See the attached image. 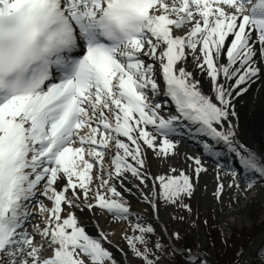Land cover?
Here are the masks:
<instances>
[{"label":"snow or ice","instance_id":"snow-or-ice-1","mask_svg":"<svg viewBox=\"0 0 264 264\" xmlns=\"http://www.w3.org/2000/svg\"><path fill=\"white\" fill-rule=\"evenodd\" d=\"M262 79L264 0H0V264H127L104 246L105 214L134 257L163 264L125 193L156 219L191 212L207 161L217 201L264 187V148L241 141L236 112ZM186 140L198 154H181ZM248 254L264 264V235Z\"/></svg>","mask_w":264,"mask_h":264},{"label":"bare ground","instance_id":"bare-ground-1","mask_svg":"<svg viewBox=\"0 0 264 264\" xmlns=\"http://www.w3.org/2000/svg\"><path fill=\"white\" fill-rule=\"evenodd\" d=\"M196 78L200 79L204 85L205 91L207 88V79L205 76L200 74L198 71L195 73ZM159 99H164L160 97ZM236 112L238 117L239 124V138L242 142L247 143L252 149L259 150L264 148V79L257 81L249 90V93L245 94L243 99L236 102ZM164 114H168L167 110ZM237 117H234V122H237ZM180 152L183 155L184 153L188 154H198L197 148L190 147L188 144H180ZM209 167V172L202 174L199 181V194H202L203 197L198 200L207 206L208 204H213L215 209V215L217 221L219 222L221 229L224 231L229 227L239 226L243 227H253L255 224L259 226L260 235L252 240L255 241L262 235H264V187H261L259 184L253 188L251 191L246 194L241 195L239 192H236L232 189L225 188V195L221 201L213 196V191L216 187L214 169L215 165L211 161L206 162ZM152 171L155 172L157 169L152 168ZM227 183V179L225 180ZM128 186H131L134 181L132 179L128 180ZM205 185L207 186L205 188ZM241 187H245V182L241 181ZM135 195H129L125 193L127 198L132 203L134 209L137 212H140L143 216L148 217L149 221L156 222L157 224L165 226V220L170 216V209L174 206H163L161 205L158 212V219L154 218L156 214H153L152 210L148 208L145 204L139 202V192L133 189ZM233 197H238V199H233ZM50 206V205H49ZM175 208V207H174ZM263 208L260 213V217H257L258 209ZM79 214V213H78ZM162 222V224H161ZM33 223H36L34 220ZM101 228L106 232L112 233L109 236L111 244H105L109 250L116 255L121 257V260L124 259V253H127L126 243L121 237V233L124 231L125 225L123 222L112 223L110 217L105 214V217H102L99 221ZM87 231L97 235V229L93 226L89 220ZM197 235L201 243H205V233L202 227H199L197 230ZM251 242V243H252ZM251 245V244H250ZM245 250L243 255V260L241 264H249V248ZM120 249H123L122 253ZM127 264H135L132 258L127 256Z\"/></svg>","mask_w":264,"mask_h":264},{"label":"rangeland","instance_id":"rangeland-1","mask_svg":"<svg viewBox=\"0 0 264 264\" xmlns=\"http://www.w3.org/2000/svg\"><path fill=\"white\" fill-rule=\"evenodd\" d=\"M202 197L203 195L199 194L198 197L196 195L191 200H184L185 204L191 205V212L182 207H176L171 212L170 216L165 220L168 233L173 237V234L178 232L183 239L175 240L173 237L177 246L192 248L193 250L199 248L213 264H241L245 250L252 240L260 235L259 226L257 224L253 227H247L246 225L243 227L233 226L223 231L217 221L213 204H208L204 207L198 200ZM262 210L263 208L258 209L259 216L257 215V217H260ZM38 219L35 221L38 222ZM150 222L156 228L157 233L163 237L161 243L165 246V251L163 253L156 252V255L161 257L163 264H179L182 253H178V255L181 254L180 256H174L159 224ZM200 226L204 229L205 243H201L197 235V228ZM149 247H152L151 242ZM126 250L135 264H144L143 260L137 259L129 252L128 247ZM240 250H242V255L237 256V252ZM153 251L155 252L156 250L153 248Z\"/></svg>","mask_w":264,"mask_h":264}]
</instances>
